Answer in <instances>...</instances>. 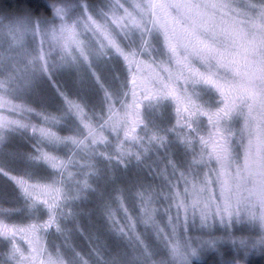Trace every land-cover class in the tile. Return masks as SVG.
I'll use <instances>...</instances> for the list:
<instances>
[{"label":"snow or ice","instance_id":"snow-or-ice-1","mask_svg":"<svg viewBox=\"0 0 264 264\" xmlns=\"http://www.w3.org/2000/svg\"><path fill=\"white\" fill-rule=\"evenodd\" d=\"M48 6L0 7V264L264 252V0Z\"/></svg>","mask_w":264,"mask_h":264},{"label":"trees","instance_id":"trees-1","mask_svg":"<svg viewBox=\"0 0 264 264\" xmlns=\"http://www.w3.org/2000/svg\"><path fill=\"white\" fill-rule=\"evenodd\" d=\"M30 2L33 5H36L38 7V10L35 12L36 15H40L41 13H43L44 15H51V8L48 6L49 3H56V0H30ZM91 2L96 3L98 2V0H91ZM17 3V0H0V7H14ZM60 79V77H59ZM64 79H67V76L64 77ZM64 79H60V81L58 82L57 85H60L63 83ZM49 88L47 89L49 91V93H53L54 90L51 86V84H49ZM121 215L117 214L116 217H118L120 223L123 222V220H121ZM60 241H57V244H59ZM76 243L80 244L81 247H84L86 245H88V241L86 239L84 240H80L77 239ZM51 250L54 251V249L50 248ZM215 256L208 255L207 257L203 258V260H195V264H213V261L215 260ZM247 261L248 264H264V252H259L258 254L255 253H250V255H248L247 257Z\"/></svg>","mask_w":264,"mask_h":264},{"label":"rangeland","instance_id":"rangeland-1","mask_svg":"<svg viewBox=\"0 0 264 264\" xmlns=\"http://www.w3.org/2000/svg\"><path fill=\"white\" fill-rule=\"evenodd\" d=\"M122 2H123V0H122ZM128 2L129 3H131L132 2V0H128ZM252 2L253 3H259V0H252ZM31 39V37H28V38H26V42L27 41H29ZM59 77H60V79H64V77L65 76H63V75H60V76H57L56 77V80H54L53 81V84L54 85H57L58 84V82L60 81V79H59ZM64 81H65V79H64ZM63 81V82H64ZM50 83H48L47 81L45 82V88H49V85ZM72 98H74V97H72ZM11 99V98H10ZM13 102L14 103H20V101L19 100H13ZM2 114H4V115H7V113H2ZM34 123H35V121H33ZM242 123V122H241ZM243 161V155H242V153H241V162ZM116 218V220L117 221H119V219H118V217H115ZM120 222V221H119ZM121 224H123V222L121 223ZM126 231H127V229H126ZM137 231L138 232H140V231H142V226H141V228H138L137 229ZM194 235H196L197 233H193ZM217 235L219 236V235H221V233H217ZM240 237H243V238H245V239H247L248 237H251L252 239H259V229H258V227H257V229H255L254 231H249L248 229H244L242 232H237L236 233V237L235 238H240ZM205 239H209V237H204ZM231 247H232V245H231V242L230 241H228L227 243H224V244H222L221 246H220V251H222V252H225V253H227V252H229L230 250H231ZM49 252H51V253H53V255H54V251L53 250H51L50 248H49ZM255 253V254H258L259 252H261L260 250H250L249 251V255H250V253ZM212 254V250H207V251H204V252H202V253H199L198 254V257L196 258V260H203V258H205V257H207L208 255H211ZM213 255V254H212ZM214 256V255H213ZM216 258V257H215Z\"/></svg>","mask_w":264,"mask_h":264}]
</instances>
